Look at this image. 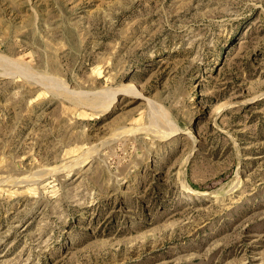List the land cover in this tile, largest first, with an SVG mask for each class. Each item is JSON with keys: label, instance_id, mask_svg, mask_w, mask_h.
I'll return each instance as SVG.
<instances>
[{"label": "rangeland", "instance_id": "374dc122", "mask_svg": "<svg viewBox=\"0 0 264 264\" xmlns=\"http://www.w3.org/2000/svg\"><path fill=\"white\" fill-rule=\"evenodd\" d=\"M0 264H264V0H0Z\"/></svg>", "mask_w": 264, "mask_h": 264}, {"label": "bare ground", "instance_id": "6f19581e", "mask_svg": "<svg viewBox=\"0 0 264 264\" xmlns=\"http://www.w3.org/2000/svg\"><path fill=\"white\" fill-rule=\"evenodd\" d=\"M13 65H14V63H13Z\"/></svg>", "mask_w": 264, "mask_h": 264}]
</instances>
